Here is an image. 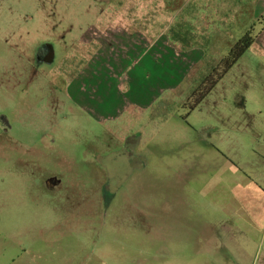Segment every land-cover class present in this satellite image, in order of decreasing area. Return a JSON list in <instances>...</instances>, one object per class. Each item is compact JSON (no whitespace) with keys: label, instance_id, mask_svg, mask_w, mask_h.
Returning <instances> with one entry per match:
<instances>
[{"label":"rangeland","instance_id":"374dc122","mask_svg":"<svg viewBox=\"0 0 264 264\" xmlns=\"http://www.w3.org/2000/svg\"><path fill=\"white\" fill-rule=\"evenodd\" d=\"M110 2L0 0V264H264V223L251 240L231 241L244 229L219 222V159L251 167L264 142V0ZM141 6L144 20L169 29L189 22L197 44L175 41L177 88L157 105L102 119L111 111H88L67 88L95 46L80 37L120 21L114 9ZM253 24L256 41L190 110L207 66ZM125 124L142 135L135 147L121 136ZM181 177L190 186L192 238H136L151 234L153 201L166 200V186ZM237 242L246 244L243 255L234 254Z\"/></svg>","mask_w":264,"mask_h":264},{"label":"crops","instance_id":"0c3cea01","mask_svg":"<svg viewBox=\"0 0 264 264\" xmlns=\"http://www.w3.org/2000/svg\"><path fill=\"white\" fill-rule=\"evenodd\" d=\"M112 1L109 0L110 3ZM146 9L144 6L121 8L119 13L114 9V14L121 16L116 17V20L120 21L97 24L91 29L89 27L88 33L80 37L83 43H93L95 46L92 54L77 70V74L67 88L88 111L91 106L111 111L109 114L101 115L102 119L110 118L114 121L119 119L123 112L148 110L161 101L160 94L177 88L176 48L175 41L171 40L167 31L169 25H161L158 19L155 22L144 20L142 16ZM108 13H112L111 7L105 9L104 14L108 15ZM160 80H164V83L161 84ZM162 101L163 104L166 103L165 99ZM125 127L126 124L121 127L124 132L121 136L125 137L124 141L129 146L135 147V143L143 140L142 135L126 131ZM256 151H258L257 157L254 158V163L250 164L251 167L235 163L224 154L219 159L220 168H223L219 171V222L227 224L226 222L230 220L233 224L225 226L226 230L244 229L245 232L241 236L231 233V236L227 237L231 241L237 238L251 240L259 224L264 223V142L262 140H259ZM103 154L100 157L106 165V160H109L110 156ZM141 159L145 160L143 154ZM179 174L185 176L188 170L183 167ZM227 181L232 182V186H228ZM171 183L172 186H166L168 198L153 201L151 205L153 217L149 230L151 234L139 232L136 238L186 239L185 235L192 238L185 230L186 223L191 217L190 186L185 185V177ZM108 189L109 186H105L103 191ZM163 213L167 216L161 217ZM136 221H139L143 229L150 225L143 216V210H140L139 215L137 212ZM180 225L185 231H176V227ZM260 228L261 225L259 230ZM142 232L144 233V230ZM224 232L219 230V254L220 247L225 245ZM194 238L198 241L202 236L198 234ZM233 246L236 249L235 255H243L246 251V244L241 245L237 242ZM190 262L184 261V264H191Z\"/></svg>","mask_w":264,"mask_h":264},{"label":"trees","instance_id":"16d2710c","mask_svg":"<svg viewBox=\"0 0 264 264\" xmlns=\"http://www.w3.org/2000/svg\"><path fill=\"white\" fill-rule=\"evenodd\" d=\"M261 21H264V13L259 19V22L263 23ZM189 25L190 24L187 21H179L169 29L171 40L181 42L184 49L192 48L197 44V36L189 28ZM255 26L256 25L253 24L248 28L228 49L227 53L220 59V61H218V63L207 66L206 71L200 77V82L191 92L188 102L190 110L195 109L197 105H199L230 68L256 41L258 33L256 32Z\"/></svg>","mask_w":264,"mask_h":264},{"label":"flooded vegetation","instance_id":"af4514ba","mask_svg":"<svg viewBox=\"0 0 264 264\" xmlns=\"http://www.w3.org/2000/svg\"><path fill=\"white\" fill-rule=\"evenodd\" d=\"M48 52H49V49L46 51V54H48ZM106 192V194H107V191H105ZM105 192H104V194H105Z\"/></svg>","mask_w":264,"mask_h":264}]
</instances>
